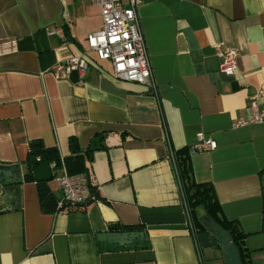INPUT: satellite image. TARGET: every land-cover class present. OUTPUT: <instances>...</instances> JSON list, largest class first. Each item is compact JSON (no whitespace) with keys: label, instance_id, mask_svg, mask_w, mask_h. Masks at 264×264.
<instances>
[{"label":"crops","instance_id":"crops-1","mask_svg":"<svg viewBox=\"0 0 264 264\" xmlns=\"http://www.w3.org/2000/svg\"><path fill=\"white\" fill-rule=\"evenodd\" d=\"M138 11L156 88L116 78L89 48L103 27L97 5L0 0V164L23 177L0 192V264H225L192 233L172 162L201 133L217 148L188 155L192 177L245 235L250 264H264V122L249 106L263 90L264 109V0H142ZM232 48L238 67L227 75L218 50ZM72 54H85V70L58 79L53 66ZM98 133L106 147L90 162L94 199L52 210L27 179L28 152L57 147L66 157L71 136L84 151ZM49 186L58 199L56 179ZM196 215L209 216L203 206ZM111 230L144 237L98 238Z\"/></svg>","mask_w":264,"mask_h":264},{"label":"built area","instance_id":"built-area-1","mask_svg":"<svg viewBox=\"0 0 264 264\" xmlns=\"http://www.w3.org/2000/svg\"><path fill=\"white\" fill-rule=\"evenodd\" d=\"M88 1L100 8L103 19V27L90 32L87 36L89 48L97 54L98 58L112 62L116 78L156 88L151 57L138 11L142 0ZM50 33H59L66 39L65 33L61 29L53 28ZM218 56L220 71L227 75L234 74L238 67L239 51L234 48L218 50ZM85 57V54L70 55L53 66V74L58 79H64L75 70L84 71L86 68ZM262 96L263 90H258L250 96L249 106L253 110V122H264V109L259 104ZM243 123L240 122V124ZM215 148H217V141L211 136L201 133L198 141L191 146V153ZM52 167L54 168L55 164H52ZM55 179L61 192L58 209L65 204L81 203L87 200L90 195V184L84 173L71 174L63 166L56 170ZM186 216L190 226L187 212ZM195 238L200 244L199 237L195 236Z\"/></svg>","mask_w":264,"mask_h":264},{"label":"trees","instance_id":"trees-1","mask_svg":"<svg viewBox=\"0 0 264 264\" xmlns=\"http://www.w3.org/2000/svg\"><path fill=\"white\" fill-rule=\"evenodd\" d=\"M106 133L96 134L86 150H82L79 140L76 136H71L69 138V146L71 153L66 157H61L57 147L49 148H32L28 152L27 163L29 165V173L27 179L29 181H37L34 175V170L37 165L34 163V158L44 157L49 160L52 164H55L54 174L51 180L55 179L56 170L65 167L66 170L73 173H84L90 184V192H93V185L90 183L91 180V170L90 162L93 158V153L96 150L106 147L105 144ZM191 154V148L188 150L183 149L180 151H174L172 156V162L178 181V185L182 195V201L184 208L189 217L190 228L195 236H199L200 233L205 231V226L202 221L196 215V208L203 206L207 214L215 220L217 223L225 227L232 232V240L238 245L242 260L244 264H250V259L248 255L245 254V235L240 232L232 223L225 221L221 216V206L214 195V191L211 185L197 183L191 174L188 155ZM6 167H12L8 165H3ZM17 168L16 166H14ZM48 181H37L40 188V192L44 198L48 200L52 210H64L66 208L70 209H81L87 206L94 199L93 194L90 193L87 200L77 203V204H65L62 208L58 209L57 205L60 197L57 199L52 192ZM116 228V227H114Z\"/></svg>","mask_w":264,"mask_h":264},{"label":"water","instance_id":"water-1","mask_svg":"<svg viewBox=\"0 0 264 264\" xmlns=\"http://www.w3.org/2000/svg\"><path fill=\"white\" fill-rule=\"evenodd\" d=\"M34 163L37 168L34 175L37 181H48L53 177L52 164L47 158L36 157ZM22 169L15 167H6L0 164V192L5 187L16 189L22 183ZM205 226V231L199 234V242L203 249L210 248L212 250L213 259H218L221 255L225 264H244L238 245L232 240V232L209 216L201 218ZM144 237L142 231H107L98 235L99 239L109 241L111 243L128 244L141 243ZM217 253H220L217 254ZM219 255V256H218Z\"/></svg>","mask_w":264,"mask_h":264}]
</instances>
